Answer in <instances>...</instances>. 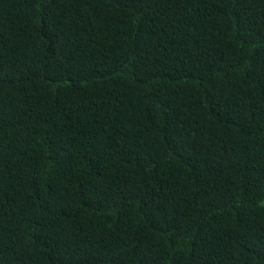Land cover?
<instances>
[{
  "label": "trees",
  "instance_id": "trees-1",
  "mask_svg": "<svg viewBox=\"0 0 264 264\" xmlns=\"http://www.w3.org/2000/svg\"><path fill=\"white\" fill-rule=\"evenodd\" d=\"M0 264H264V0H0Z\"/></svg>",
  "mask_w": 264,
  "mask_h": 264
},
{
  "label": "clouds",
  "instance_id": "clouds-1",
  "mask_svg": "<svg viewBox=\"0 0 264 264\" xmlns=\"http://www.w3.org/2000/svg\"><path fill=\"white\" fill-rule=\"evenodd\" d=\"M144 102H145V101L137 102L136 105H135V110H134V112H136L137 110H139L140 108H142V106L144 105ZM134 112H133V113H134ZM133 113H132V114H133ZM132 114H130V115H128V116H125V119L127 120ZM128 121H130V120H128Z\"/></svg>",
  "mask_w": 264,
  "mask_h": 264
}]
</instances>
